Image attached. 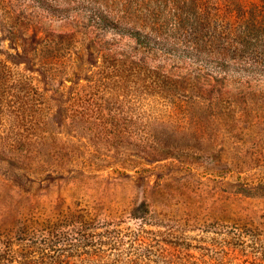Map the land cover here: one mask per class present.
I'll return each instance as SVG.
<instances>
[{
  "label": "rangeland",
  "instance_id": "1",
  "mask_svg": "<svg viewBox=\"0 0 264 264\" xmlns=\"http://www.w3.org/2000/svg\"><path fill=\"white\" fill-rule=\"evenodd\" d=\"M28 260L264 264V0H0V264Z\"/></svg>",
  "mask_w": 264,
  "mask_h": 264
},
{
  "label": "trees",
  "instance_id": "2",
  "mask_svg": "<svg viewBox=\"0 0 264 264\" xmlns=\"http://www.w3.org/2000/svg\"><path fill=\"white\" fill-rule=\"evenodd\" d=\"M244 10V12L241 14V13H238L239 10ZM235 10V9H234ZM224 13H227V12H223L222 14ZM230 15H233V16H237V19L238 21L240 22V28L243 27L244 30H247L250 28V23L247 22L246 25H244V23L249 19V17L246 18V16H248V11L244 8V7H241L239 9H237V14L234 13V14H230ZM241 16V17H240ZM208 17V16H207ZM246 18V19H245ZM245 19V20H244ZM185 22H186V25L187 27H189V29H191L194 33H199L201 37H204V36L201 34V31H202V28L201 25V20H200V16L195 12V11H191L187 16H186V19H185ZM107 24H111L113 26H117L115 25L114 23H112L111 21H109L107 19ZM235 24H236V17H235ZM122 32L124 33H129V34H132L133 36H135L141 43H145L147 41V39H149V37L147 35H144L142 32H140L139 30L137 29H133V28H124L122 30ZM252 31H248L247 33H251ZM243 33H246L245 31H243ZM215 64L217 65H220L221 67H229L230 65L226 63L225 60H221V61H214ZM142 205V204H141ZM143 208H141V210H146L147 208V204L146 203H143L142 205ZM25 264H37L36 262L32 261V260H28L25 262ZM39 264V263H38Z\"/></svg>",
  "mask_w": 264,
  "mask_h": 264
}]
</instances>
